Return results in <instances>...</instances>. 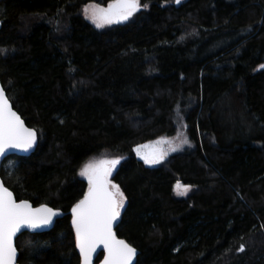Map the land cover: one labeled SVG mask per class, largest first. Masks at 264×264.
<instances>
[{"label": "trees", "instance_id": "1", "mask_svg": "<svg viewBox=\"0 0 264 264\" xmlns=\"http://www.w3.org/2000/svg\"><path fill=\"white\" fill-rule=\"evenodd\" d=\"M111 3L0 0L1 82L38 135L1 177L58 213L51 231L17 239L19 264H81L79 174L105 156L122 160L116 234L134 264H264V0H140L132 21L102 30L83 17ZM180 132L185 149L159 167L137 161L136 147Z\"/></svg>", "mask_w": 264, "mask_h": 264}, {"label": "snow or ice", "instance_id": "2", "mask_svg": "<svg viewBox=\"0 0 264 264\" xmlns=\"http://www.w3.org/2000/svg\"><path fill=\"white\" fill-rule=\"evenodd\" d=\"M176 3L179 4L180 0H176ZM141 6L140 0H114L107 9L92 6V19L97 27L118 23L128 20ZM261 67L264 68V65ZM35 140L36 133L24 126L5 98L4 90L0 89V155H4L8 148L26 151ZM187 143V139L181 140V144ZM178 147L171 148V151H177ZM137 151L139 154V149ZM164 155L145 154L142 158L146 164H156L163 160ZM119 162V159L102 160L86 165L80 173L87 177L89 188L84 198L72 208V224L82 264H92V255L101 245L107 253L104 264H133V258L137 255L134 247L117 239L113 232V224L120 216L125 198L119 186L111 184L108 177ZM176 188L182 189L180 194H185L190 186L177 182ZM56 214L45 206L33 209L26 201L18 203L12 193L0 184V264H15L17 253L13 237L23 226L37 228L47 225ZM239 250H244L243 245Z\"/></svg>", "mask_w": 264, "mask_h": 264}, {"label": "water", "instance_id": "3", "mask_svg": "<svg viewBox=\"0 0 264 264\" xmlns=\"http://www.w3.org/2000/svg\"><path fill=\"white\" fill-rule=\"evenodd\" d=\"M0 29H1V22H0ZM0 89H3V90H4V87H3L2 82H1V77H0ZM4 94H5V98L7 99L9 105L11 106L12 110H13L14 112H16V114H17V115L20 117V119L23 121L24 126H25L26 128H29V129L33 130V131L36 133V140H35V143L33 144V146H32L30 149H28V150L25 151V150L17 149V148H8V149L6 150V152H5L4 155H0V184H2L3 187L7 188V187L5 186L3 180H2V177H1V170H2L3 162H4L5 160H7V159H9V158H12V157H15V156H17V157H29V156H31V155L36 151V148H37V145H38V135H37V132H36L34 129H32V128H30V127L27 126L26 122L23 120V118L20 116V114L14 109L13 104H12L11 101L9 100V98H8V96H7L6 92H5V90H4ZM154 143H155V142H154ZM154 143L141 145V146H138V147H136V148L134 149V153H135V156H136V158H137V161L140 162V163H143L147 168H150V169H156L157 167L160 166V164H161V163L164 161V159H165V158H163V160H162L160 163H156V164H146V163L144 162V159H143L142 157H143L145 154L156 155V154H160V153H162V152L159 150L158 146H156V144H154ZM138 149H139V154H138V151H137ZM7 189H8V188H7ZM8 191H10V192L12 193L13 198L19 203L20 201H18V200L16 199L14 193H13L10 189H8ZM26 202H28V203L31 205V207H32L33 209H36V208H40V207H41V206L34 207V205H33L31 202H29V201H26ZM43 206L48 207V208H51V207L46 206V205H43ZM51 209H53V208H51ZM53 211L56 212L54 209H53ZM56 213H57V212H56ZM121 217H122V215L120 214V216L117 218V221L114 222V224H113V232H114L116 238L119 239V240H123V239L119 238V237L117 236V234H116V229H117V227H118V225H119V222H120V220H121ZM57 218H58V213H57L55 216L52 217L51 223H49V224H47V225H43V226H40V227H37V228H30V227H27V226H23V227L21 228V230H20L19 232L16 233V235L13 237V244H14V247L16 248V253H17L15 264H19V252H18V249H17V247H16V241H17V239H18L21 235L26 234V233H29V234H42V233H46V232L51 231V230L54 228L55 224H56ZM124 241H125V240H124ZM125 242H126V241H125ZM126 243H127V242H126ZM78 251H79V249H78ZM79 254H80V252H79ZM100 254H103V258H102V260H101L98 264H104V259H105L106 255H107V253H106V251L103 249V246H102V245L99 246V247L96 249V251L93 253V255H92V264H96V260H97V258H98V256H99ZM80 256H81V255H80ZM135 259H136V256L133 258V264H134V262H135ZM81 264H82V257H81Z\"/></svg>", "mask_w": 264, "mask_h": 264}, {"label": "rangeland", "instance_id": "4", "mask_svg": "<svg viewBox=\"0 0 264 264\" xmlns=\"http://www.w3.org/2000/svg\"><path fill=\"white\" fill-rule=\"evenodd\" d=\"M112 4V3H111ZM92 6H98L99 8H104V9H107V7H103L101 5H98V4H89L88 6H86L84 9H83V17L90 23L92 24L95 28L99 29V30H102V29H105V28H108V27H112V26H116V25H123V24H127L129 23L130 21H132L136 14L143 9V7L141 6L140 10L137 11L136 13L133 14V16H131L128 20H123V21H120L118 23H112V24H104L103 26L101 27H97L96 23L93 22V19H92V13H93V7ZM85 9H87V11H85ZM183 139H187L186 136L184 135V133L180 132L177 136L175 137H172V138H164V139H161V140H158L156 141L154 144H156V146H158L159 150L164 153V158H167L169 155H172L173 153L177 152V151H181V150H184L186 145L187 144H181V140ZM177 145H179L177 151H171V148L173 147H176ZM113 159H118V158H112V157H99V158H93L91 159L86 165H89V164H97L98 162L102 161V160H113ZM119 163L113 168L112 170V173L111 175L108 177V180L111 182V184H114L113 181H112V178L114 176V174L116 173L119 165L121 164L122 160L119 159ZM85 165V166H86ZM84 166V167H85ZM83 167V169H84ZM82 169V170H83ZM81 170V171H82ZM80 171V173H81ZM79 177L81 179H83L87 185H88V188H89V184H88V179L87 177L85 176H81L79 174ZM190 190L191 188H189V191H187V193L185 194H180L182 192V189H177L176 186L174 188V192H175V195L177 197H186L189 193H190ZM88 191V190H87ZM125 198V197H124ZM127 205V201L126 199H124V207L120 210V214L122 215L124 210H125V207ZM75 228V227H74Z\"/></svg>", "mask_w": 264, "mask_h": 264}]
</instances>
